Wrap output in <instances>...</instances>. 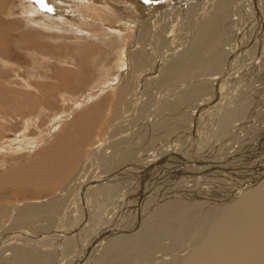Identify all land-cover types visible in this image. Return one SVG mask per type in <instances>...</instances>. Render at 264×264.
Instances as JSON below:
<instances>
[{
	"label": "bare ground",
	"instance_id": "1",
	"mask_svg": "<svg viewBox=\"0 0 264 264\" xmlns=\"http://www.w3.org/2000/svg\"><path fill=\"white\" fill-rule=\"evenodd\" d=\"M14 1L0 0V82L15 77L21 111L76 90L94 42L113 59L95 65L104 99L66 94L65 117L11 152L30 160L0 150V264H264V0H44L26 20L48 33H17L23 76Z\"/></svg>",
	"mask_w": 264,
	"mask_h": 264
},
{
	"label": "rangeland",
	"instance_id": "2",
	"mask_svg": "<svg viewBox=\"0 0 264 264\" xmlns=\"http://www.w3.org/2000/svg\"><path fill=\"white\" fill-rule=\"evenodd\" d=\"M20 1V2H19ZM220 1V0H219ZM219 1H217V2H219ZM21 2L24 4H22L21 5ZM31 2V3H30ZM198 2H203V4H201V6H200V4H199V6L200 7H202L201 9H205V7L207 6L206 4H207V0H205V2L206 3H204V1H202V0H200V1H198ZM216 2V3H217ZM222 2V1H221ZM44 3V0H15L14 1V5H13V7H11V12H12V15H13V17H16V18H18V20L22 23L21 24V26H17L15 29H14V33L12 34V38H11V40L10 41H8V45L10 46V48H9V61L11 62V63H13V64H17L20 68H21V71L18 73L20 76H23V72L22 71H24V70H28V68H30V67H32L33 65V62L30 60V58L27 56V54L25 53V52H23L20 48H24L25 47V45L23 44H21V43H19V42H17V39H18V37H17V33H19L20 31H22V30H25V27H31V28H35V30H37V32H39V33H42V34H45L44 32H46V33H48L47 31H43V29L41 30V28L39 27V26H37V27H35V24L33 25V23L32 22H27V18H28V16H27V13H26V8H28V9H33V8H40V7H45L46 6V4H43ZM196 3V2H195ZM195 3L193 2L191 5H195ZM215 3V4H216ZM28 4L30 5V6H28ZM214 4V5H215ZM190 5V4H189ZM191 5L189 6V7H191ZM204 5H206L205 7H204ZM213 5V6H214ZM33 6H35V7H33ZM26 7V8H25ZM33 7V8H32ZM188 7V6H187ZM187 7H185V11H186V9H187ZM240 7H239V13H240ZM197 10H198V8H197ZM24 13V14H23ZM241 17V16H240ZM23 18V19H22ZM252 19V18H251ZM251 19H249L248 20V22H249V24H250V22H251ZM239 20H242L243 21V19H242V17L239 19ZM253 21V20H252ZM32 25V26H31ZM240 26V25H239ZM248 26V25H247ZM18 28V29H17ZM236 28V27H235ZM239 28V27H238ZM10 43V44H9ZM94 44H96L95 46H96V48H97V53L99 52V54L101 55L99 58H97V56H94V61L92 62V63H90V60H89V62H88V64H86V66H88L87 68H86V66H84V69L85 70H82V68H75V69H77L76 71L75 70H73V71H75V72H79V73H81L80 75H79V80H78V82H77V80L75 81L76 82V85H77V87H76V90H72V92H71V94H69V93H67V92H63V93H66L67 95H69V96H72V98H75V99H79V100H81L83 97H84V95L85 96H88V94H92L95 98H93V101L90 103V104H95V102L97 103L98 101H101L102 99H104V95H98L97 93H96V91H97V89L95 88V86L96 87H100V86H97V84H98V78H99V76H98V74L97 73H99L100 74V71L98 70V64L99 63H104L103 61L105 60V58L107 59L108 57H110V58H112L113 56H109V54H106V48H108L109 46L108 45H106V44H104V43H102V42H100V44L101 45H99V43H95L94 42ZM104 44V45H103ZM22 46V47H21ZM25 49V48H24ZM27 51V50H26ZM54 52H55V50H54ZM58 51H56V53H55V55H58V53H57ZM103 53H105L106 55H107V57H105L104 56V54ZM53 54V53H52ZM52 54H50L51 56H52ZM105 57V58H104ZM89 58H90V56H89ZM109 58V59H110ZM101 59L103 60V61H101ZM113 59V58H112ZM101 61V62H100ZM111 64V66L114 68L115 66H114V64H113V62L112 63H110ZM95 65H97V67L95 66ZM51 68H52V70L53 71H56V69L58 70L59 68L58 67H56L55 68V64H51ZM110 66V65H109ZM90 67V69H88ZM96 68V69H95ZM111 68V67H110ZM115 69V68H114ZM6 70V69H5ZM36 70H38V69H36ZM98 70V71H97ZM112 71V70H111ZM38 72H41V73H43L44 71H41V70H38ZM83 72V73H82ZM40 73V74H41ZM94 73H96V74H94ZM112 73H114V72H112ZM41 75H46L45 73H43V74H41ZM48 75H50V73H48ZM98 76V77H97ZM94 77V78H93ZM82 78V79H81ZM96 79V80H95ZM84 80V81H83ZM86 80V81H85ZM17 80L15 79V77H14V79L13 80H5L4 79V81L2 82H0V113L2 114V115H6L7 116V120H8V122H9V124H11L12 125V127H11V125H9V124H5V126H6V128H5V126H4V128L5 129H3L2 131H0V150H2V152L4 153V152H6V157H3V156H1L0 155V159H2V157H3V160L6 162H10L9 164H10V166L8 165V167H11V164H17V165H19V164H23L24 163V161H26V160H30V157L31 156H24V154L22 153V154H18V156L17 155H14V156H11L12 154H11V152L13 153L14 152V149L17 147V145H19V143L20 142H22L25 138L26 139H28V138H30V139H33V138H36L37 136H42L43 134L45 135L47 132H48V127H49V125H50V120L52 119V117H53V115H55V114H57L56 116H64L65 117V114L66 113H64L65 112V110L68 112V110L69 109H71V101H69V100H66L67 98H66V94L65 95H63V98H65V99H61L62 97H60V94L59 95H57L56 97H55V99L57 100L56 101V103L51 107V108H48L47 110H45V111H43V112H41V113H39L40 115L38 116V110H36V113H34L33 111V109L31 110V109H28L27 108V110H26V108H24V109H22V111L20 110V107L18 108V107H16V101H18V102H20L21 100H25L26 102L30 99V98H26V96H22L21 94H19V92L17 91V90H14L15 91V93L13 94V95H10V93H7V91L9 92V90H10V88H12V89H18V90H20L21 88L17 85V82H16ZM40 81V83L39 84H42L43 86H45L44 84H47L48 82L45 80L44 81V79L43 80H39ZM83 81V82H82ZM32 82V84L34 85V86H36V87H38L37 86V81H31ZM47 82V83H46ZM81 82H82V84H81ZM14 85H12V84ZM44 83V84H43ZM95 83V84H94ZM9 84V85H8ZM81 84V85H80ZM4 85V86H3ZM7 85V86H6ZM17 85V86H16ZM6 86V87H5ZM94 86V87H93ZM7 87H8V89H7ZM17 87H19V88H17ZM7 90V91H6ZM88 90V91H87ZM22 91H27V90H22ZM87 92V93H86ZM90 92H92V93H90ZM16 93H17V95H16ZM30 93L31 94H37L34 90H30ZM94 93V94H93ZM33 94V95H34ZM73 94V95H72ZM80 94V95H79ZM36 96H38L39 97V95H36ZM59 96V97H58ZM62 96V95H61ZM65 96V97H64ZM76 96V97H75ZM81 97V98H80ZM103 97V98H102ZM31 98H33V97H31ZM101 99V100H100ZM15 100V101H14ZM24 103V102H23ZM27 104V103H26ZM89 106V105H88ZM82 109H84V107H82L81 109H79V110H76V111H73V116H68V118H66L65 119V121H67L66 123H69L70 121H71V119H72V117H74L77 113H80V111L82 110ZM2 110V111H1ZM15 111V112H14ZM32 111V112H31ZM12 112H14V114L12 113ZM18 112V113H17ZM61 112H62V114H61ZM32 113H34V115H35V118H36V127L34 126V127H30L27 131H24V120H26L25 118H29V117H31L30 115H32ZM20 114V115H19ZM43 114V115H42ZM38 118H37V117ZM9 117V118H8ZM63 117V118H64ZM67 117V116H66ZM39 119V120H38ZM22 124V125H21ZM14 126H15V128H14ZM23 127V128H22ZM45 130H46V132H45ZM39 131H40V133H39ZM49 139V140H48ZM20 140V141H19ZM46 140H47V142L44 144V146L46 145V146H48L49 145V143H51L50 141H51V138L50 137H48V138H46ZM14 142H15V144H14ZM8 148V149H7ZM12 148V149H11ZM6 150V151H4V150ZM10 150H12V151H10ZM9 152H10V154H9ZM7 153H8V156H7ZM2 154V153H1ZM11 157V158H10ZM19 161V162H18ZM14 162V163H13ZM21 162V163H20ZM19 163V164H18ZM5 195H7V193L5 194Z\"/></svg>",
	"mask_w": 264,
	"mask_h": 264
}]
</instances>
